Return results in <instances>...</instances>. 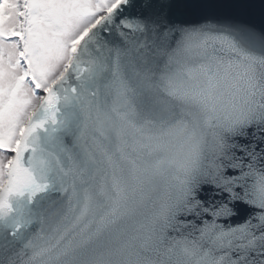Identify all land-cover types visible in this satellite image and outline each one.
Listing matches in <instances>:
<instances>
[{"label":"snow or ice","instance_id":"snow-or-ice-1","mask_svg":"<svg viewBox=\"0 0 264 264\" xmlns=\"http://www.w3.org/2000/svg\"><path fill=\"white\" fill-rule=\"evenodd\" d=\"M0 264H264V0H0Z\"/></svg>","mask_w":264,"mask_h":264}]
</instances>
